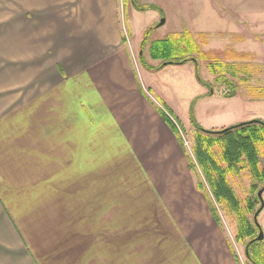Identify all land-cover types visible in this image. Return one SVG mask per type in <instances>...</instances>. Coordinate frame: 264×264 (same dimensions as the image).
I'll list each match as a JSON object with an SVG mask.
<instances>
[{"label": "crops", "instance_id": "obj_1", "mask_svg": "<svg viewBox=\"0 0 264 264\" xmlns=\"http://www.w3.org/2000/svg\"><path fill=\"white\" fill-rule=\"evenodd\" d=\"M126 1L0 0V264H168L169 244L147 242L158 208L186 238L178 264H239L147 94L158 66L134 69ZM145 2L165 29L151 42L205 43L264 18V0Z\"/></svg>", "mask_w": 264, "mask_h": 264}, {"label": "rangeland", "instance_id": "obj_2", "mask_svg": "<svg viewBox=\"0 0 264 264\" xmlns=\"http://www.w3.org/2000/svg\"><path fill=\"white\" fill-rule=\"evenodd\" d=\"M73 3L76 2L73 1ZM126 3L128 7L124 14V19L126 20V25L124 26L123 10L122 12L120 11L121 29L130 38L136 50L135 56L131 57L132 62L136 59L134 69L138 73H142L140 67H145L150 61L155 66L162 64V60H151L145 56L148 54V45L151 43L152 46L153 42L151 41L158 39L165 29L158 31V28L157 30L154 27H150L153 23L154 13L146 5L145 0H135L133 2V4L137 3L143 6L142 9L133 6L132 3L127 1ZM63 6L70 9L68 4ZM15 7L14 4L10 3L9 11L15 10ZM27 13L28 11L26 10L25 14ZM250 21L252 22H248L247 27L240 28L239 33H234L233 35L227 33L217 34L205 43H197L200 48V51L196 53L198 65L194 62H189L169 64L163 67L167 65L164 63L160 69L156 70V73H148L151 76L150 86L152 88L148 91L146 90L149 98L158 107L166 106L163 102L165 100L179 112L180 119L173 115L175 118L177 117L176 119L185 137V144L187 143L185 145L187 158L192 159L197 168L196 172L191 171L195 185L197 187L199 179L204 182L206 191L202 192L197 189L203 194V198L206 201L204 202L209 205L210 209L212 208L211 212L213 215H215L213 209L218 214L220 220H216V216L214 218L221 227L224 238L230 243L233 253L235 252L234 254L238 255L241 264H248L245 245L249 239L246 237L238 238L236 213L215 199L209 183L199 168L194 152L197 128L192 123L190 112L193 110L197 123L202 125V127L207 125V123H210L208 127L219 126L212 129L216 131L235 126L236 123L255 119L264 120V18ZM174 36L176 35H168L167 38ZM141 53L144 54L142 56L143 59L141 58ZM184 64L188 66L183 67L182 65ZM220 64H224V67ZM225 64H229V67L225 66ZM243 66H247V70ZM235 68L238 71L230 70ZM233 71L238 73L233 74ZM244 72H248L249 79L242 80L245 75ZM198 74L204 83L198 80ZM213 94L214 96H212ZM204 96L208 98L204 99ZM203 128L207 129L206 127ZM260 134L262 138L259 141V146L263 153L260 156L259 169L262 172L264 171V132L260 130ZM214 148L219 150L218 147ZM242 165L240 164V167ZM227 179L242 203L241 208L245 211L255 228H257L253 222L255 212L251 213L249 206L250 202L255 203V211L259 209L261 204L259 199H257V192L264 186V179H261L259 174L247 163L238 172L229 173ZM122 195L134 197L131 186L124 187L122 185ZM153 213L156 217L145 219L146 225L149 228H153L152 236L148 237L149 240L147 242L152 243L153 252L155 249H161L164 245L169 244L164 251L166 253L167 251H170V253L174 252L175 258H169L168 264H178L179 255L185 252V244L187 243L186 238L179 231L180 224L176 219V215L167 210L160 211L159 208L154 209ZM138 222L140 223L139 220ZM258 222L264 230V209L259 214ZM258 234L259 230H256V235ZM181 264L189 263L183 262Z\"/></svg>", "mask_w": 264, "mask_h": 264}, {"label": "trees", "instance_id": "obj_3", "mask_svg": "<svg viewBox=\"0 0 264 264\" xmlns=\"http://www.w3.org/2000/svg\"><path fill=\"white\" fill-rule=\"evenodd\" d=\"M133 1L135 2V0ZM134 4L140 9L143 8V6L137 3ZM199 51L200 48L197 42L187 33L168 37L164 40H158L152 43L150 55L153 59L162 60V64L152 69L158 70L164 63L183 64L194 62L198 65L196 53ZM142 56L141 58L143 59ZM220 65L224 67V64ZM225 66L229 67V64H225ZM243 67L247 70V66ZM236 69L237 68L230 70L238 71ZM235 71L232 73H238ZM244 73L245 75L242 77V80L249 79L248 72ZM197 78L200 82L204 83L199 74ZM158 109L166 123L184 145L179 128L170 118V115L173 116L172 110L164 105H162L161 108L158 107ZM190 113L192 123L194 127L197 128L194 152L199 168L209 183L215 199L236 213L238 221V238L241 239L246 237L249 239L245 245V254L248 264H264V239L261 241L257 240L259 234L256 235V230L259 229L255 228L245 211L241 208L242 203L227 179L229 173L238 172L241 167L246 166V163L259 174L261 179H264V171L260 172L259 169L260 156L263 153L259 146V141L262 138L260 130L264 132V120L257 119V121L238 123L235 126L228 127L229 129L226 132L217 133L216 130H207L203 128L197 123L193 110ZM214 147H218L219 150H215ZM218 155H220V157H218ZM188 161L190 170L196 172L197 168L193 160L188 158ZM240 164L243 165L240 167ZM197 188L202 192L206 191L205 184L201 179L197 182ZM257 199H259L258 192ZM254 207L255 203L250 202L249 211H251V213H256L259 210L257 209L255 211ZM213 211L215 213L214 217L216 216V220L219 221L220 218L218 214H216L214 209ZM253 222L255 224L254 217ZM234 257L237 262L241 264L238 255L234 254Z\"/></svg>", "mask_w": 264, "mask_h": 264}, {"label": "water", "instance_id": "obj_4", "mask_svg": "<svg viewBox=\"0 0 264 264\" xmlns=\"http://www.w3.org/2000/svg\"><path fill=\"white\" fill-rule=\"evenodd\" d=\"M162 23H164V20L163 19L161 20V24ZM251 121H257V119L251 120ZM228 129L229 128H224V129L218 130L216 132L217 133H222V132L228 131ZM263 194H264V186L258 191V198H259V200L261 202V206H260L259 210L254 215L255 224H256L257 228L259 229V235L257 237V240H259V241H261V240L264 239V230L262 229L261 225L258 222L259 214L264 209V198H263Z\"/></svg>", "mask_w": 264, "mask_h": 264}, {"label": "built area", "instance_id": "obj_5", "mask_svg": "<svg viewBox=\"0 0 264 264\" xmlns=\"http://www.w3.org/2000/svg\"><path fill=\"white\" fill-rule=\"evenodd\" d=\"M170 118L172 119V121L177 125V127L179 128L180 132H181V136H182V139H183V142H184V146L187 144H185V137L183 135V131L181 130L180 126H179V123L177 122V120L170 115Z\"/></svg>", "mask_w": 264, "mask_h": 264}]
</instances>
